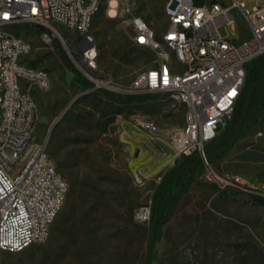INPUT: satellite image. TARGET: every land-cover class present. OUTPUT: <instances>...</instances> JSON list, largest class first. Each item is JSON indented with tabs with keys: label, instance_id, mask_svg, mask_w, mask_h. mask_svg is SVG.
<instances>
[{
	"label": "rangeland",
	"instance_id": "rangeland-1",
	"mask_svg": "<svg viewBox=\"0 0 264 264\" xmlns=\"http://www.w3.org/2000/svg\"><path fill=\"white\" fill-rule=\"evenodd\" d=\"M108 1L97 12L91 33L99 52L98 68L114 78L119 90L85 92L92 84L59 38L47 43L40 28L16 29L33 45L24 61L51 75L50 87L35 91L38 125L31 146L48 138V151L69 191L48 240L20 253L0 252L2 264H264V205L255 202L253 192V187H264V116L211 163L209 170L219 182L211 180L206 169L150 247L149 223L137 222L135 211L151 203L159 176L182 158L174 161L170 138L184 126L186 113L170 94L156 93V99L143 103L120 98L128 96L123 89L143 71L157 66L162 52L135 42L131 13L145 19L160 40L169 26L168 0H119L114 17L107 14ZM212 1L193 0L198 6ZM256 3L264 0L245 4L252 8ZM233 12L238 36H246L243 17L237 9ZM58 30L71 36L62 25ZM219 32L230 36L225 25ZM141 118L153 120L158 131L141 129ZM139 171L146 175L140 183L135 180ZM85 181L96 197L94 220L77 243L63 248L60 231L71 192Z\"/></svg>",
	"mask_w": 264,
	"mask_h": 264
},
{
	"label": "built area",
	"instance_id": "built-area-1",
	"mask_svg": "<svg viewBox=\"0 0 264 264\" xmlns=\"http://www.w3.org/2000/svg\"><path fill=\"white\" fill-rule=\"evenodd\" d=\"M246 1L214 0L198 6L193 0H168L170 26L160 40L145 19L131 13L135 42L162 50V58L123 91L176 95L177 107H183L187 115V125L179 136L170 138L174 161L195 151L205 154V145L233 117L245 84L247 64L264 54V3L247 8ZM103 2L0 0V26H4L0 34V252L20 253L47 241L69 191V183L62 181L48 151V138L31 146L38 125V115H32L31 104H37L36 90L50 87L51 75L47 69L24 61L33 50L32 43L18 35H5V27L35 26L41 29L47 43L59 38L92 84L85 92L102 87L119 90L114 78L99 82V75L107 73L97 69L98 49L91 33V14L100 11ZM119 7V0H109L107 14L116 16ZM235 9L245 21L246 36H238ZM51 18L67 22L71 36L64 37L58 25H51ZM221 25L230 29V36L220 34ZM20 84H27V94H20ZM138 122L143 130L156 133L153 120L141 118ZM206 164L208 177L219 182L214 171L209 170L211 164ZM145 177L143 172L135 173L139 183ZM253 188L257 196L264 198V187ZM150 218L151 203L135 211L139 223H149Z\"/></svg>",
	"mask_w": 264,
	"mask_h": 264
},
{
	"label": "trees",
	"instance_id": "trees-1",
	"mask_svg": "<svg viewBox=\"0 0 264 264\" xmlns=\"http://www.w3.org/2000/svg\"><path fill=\"white\" fill-rule=\"evenodd\" d=\"M77 72V78L82 74ZM245 84L235 105L234 114L229 124L219 135L205 145V154L195 151L178 159L161 176L151 199V218L149 221L150 247L160 238L163 227L174 216L179 202L189 192L190 187L198 182L210 164L228 153L246 132L264 116V54L254 58L247 64ZM90 83L86 82V85ZM157 94H128L120 98L123 102L143 103L156 99ZM211 185L221 190L217 184ZM96 197L93 186L83 182L73 187L71 201L66 216L61 224L62 247H70L79 241L86 229L94 220V203ZM257 204L264 205V198L254 196Z\"/></svg>",
	"mask_w": 264,
	"mask_h": 264
},
{
	"label": "bare ground",
	"instance_id": "bare-ground-1",
	"mask_svg": "<svg viewBox=\"0 0 264 264\" xmlns=\"http://www.w3.org/2000/svg\"><path fill=\"white\" fill-rule=\"evenodd\" d=\"M97 12L98 11H93V14H91V24H93V21H94V18L96 16ZM166 14L169 18V26H170L171 10L169 7H166ZM51 25H58V27H59V25H62L67 29V22H59V18H51ZM169 26H168V29H169ZM17 28H18L17 26L5 27V35H18L19 38L26 39L20 33L17 32V30H16ZM3 33H4V26H0V34H3ZM154 49L158 50V48H154ZM159 55H160L159 59H161L162 58V52ZM98 56H99V52H98ZM98 56H97V69L100 70L98 68ZM107 77H109V75L108 76L107 75H99V82H107ZM109 78H111V77H109ZM141 78H142V74L137 77V79H141ZM50 85H51V78L49 79V86ZM20 94H27V84H20ZM170 96L176 101V95L170 94ZM31 113H32V115H38L37 104H31ZM138 125L142 129V123L138 122ZM184 125H187V115L186 114H185ZM155 126H156V132H157L159 127L156 123H155ZM183 130H184V126L182 128H180L179 130H177L176 132L174 131V133L172 134L171 137L179 136L181 131H183ZM149 132H151V131H149ZM61 179H62V181H66V179L62 175H61Z\"/></svg>",
	"mask_w": 264,
	"mask_h": 264
}]
</instances>
